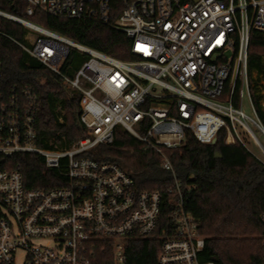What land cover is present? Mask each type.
I'll return each mask as SVG.
<instances>
[{
  "label": "built area",
  "instance_id": "1",
  "mask_svg": "<svg viewBox=\"0 0 264 264\" xmlns=\"http://www.w3.org/2000/svg\"><path fill=\"white\" fill-rule=\"evenodd\" d=\"M10 1H19L22 15L0 8V16L27 28L19 45L79 97L87 134L66 149L40 146L43 101L30 87L6 89L0 61V264H129V248L144 238L161 242L157 264H218L200 258L205 238L187 208L190 186L177 177L168 151L188 131L208 144L225 132V143L254 154L242 129L264 153L248 70L252 31L264 32V0H118L123 8L114 20L113 0ZM37 12L121 30L134 59L73 41L35 22ZM72 49L88 56L76 69L67 64ZM246 98L254 115L245 111ZM117 128L159 155L174 179L169 196L140 191L128 170L86 155L112 144ZM25 154L65 168V180L27 187L12 169V159Z\"/></svg>",
  "mask_w": 264,
  "mask_h": 264
},
{
  "label": "trees",
  "instance_id": "2",
  "mask_svg": "<svg viewBox=\"0 0 264 264\" xmlns=\"http://www.w3.org/2000/svg\"><path fill=\"white\" fill-rule=\"evenodd\" d=\"M19 1L0 0V8L22 15ZM123 4L113 0L114 20ZM33 20L73 41L122 60H132L131 40L127 35L99 21L59 18L37 12ZM25 26L0 16V61L6 89L30 87L42 99L37 114L38 144L45 148H69L84 137L86 127L80 120L79 97L70 95L62 79L25 51ZM87 55L72 49L67 64L76 69ZM248 70L251 93L258 117L264 125V32L253 30L249 46ZM177 177L190 186L187 208L199 224L205 238L202 261L218 264H264V160L243 144L225 143L220 132L215 143H202L191 132L181 145L170 149ZM217 152L220 156H216ZM97 160L116 162L132 175L138 190H158L167 196L173 175L161 168L160 157L144 150L143 144L127 130L117 128L114 142L98 145L86 154ZM29 188H52L65 180V168H47L43 158L18 155L12 159ZM169 196V195H168ZM169 217L164 211L163 224ZM161 242L144 238L129 248V264H157Z\"/></svg>",
  "mask_w": 264,
  "mask_h": 264
},
{
  "label": "rangeland",
  "instance_id": "3",
  "mask_svg": "<svg viewBox=\"0 0 264 264\" xmlns=\"http://www.w3.org/2000/svg\"><path fill=\"white\" fill-rule=\"evenodd\" d=\"M263 93V99H262V104L264 105V90L262 91ZM245 111L247 113H249L250 115H254V112L252 110L250 101L248 98L245 99ZM254 131L257 135V137L259 138V140L262 142V144L264 145V136L253 126ZM240 134L242 136V138L244 139L247 147L254 153L255 156L261 158L262 160H264V153L262 151H260V149L258 148V146L255 144V142L253 141V139L242 129H240ZM46 241H44L45 243Z\"/></svg>",
  "mask_w": 264,
  "mask_h": 264
},
{
  "label": "water",
  "instance_id": "4",
  "mask_svg": "<svg viewBox=\"0 0 264 264\" xmlns=\"http://www.w3.org/2000/svg\"><path fill=\"white\" fill-rule=\"evenodd\" d=\"M216 142V139H214L213 141H212V143H215ZM216 156H220V154L217 152V154H216Z\"/></svg>",
  "mask_w": 264,
  "mask_h": 264
},
{
  "label": "bare ground",
  "instance_id": "5",
  "mask_svg": "<svg viewBox=\"0 0 264 264\" xmlns=\"http://www.w3.org/2000/svg\"><path fill=\"white\" fill-rule=\"evenodd\" d=\"M263 147H264V145H263Z\"/></svg>",
  "mask_w": 264,
  "mask_h": 264
}]
</instances>
